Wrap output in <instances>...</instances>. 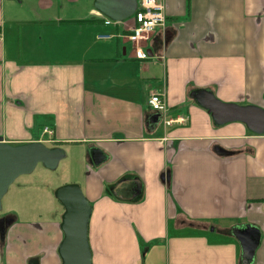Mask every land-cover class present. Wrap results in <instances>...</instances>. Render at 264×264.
<instances>
[{
  "label": "crops",
  "instance_id": "obj_1",
  "mask_svg": "<svg viewBox=\"0 0 264 264\" xmlns=\"http://www.w3.org/2000/svg\"><path fill=\"white\" fill-rule=\"evenodd\" d=\"M161 1L137 60L97 40L128 23L105 26L94 0H0V138L76 150L91 264H264V133L198 104L264 111V0ZM152 94L187 124L155 122ZM55 190L34 193L33 219L0 215V264H62Z\"/></svg>",
  "mask_w": 264,
  "mask_h": 264
},
{
  "label": "water",
  "instance_id": "obj_2",
  "mask_svg": "<svg viewBox=\"0 0 264 264\" xmlns=\"http://www.w3.org/2000/svg\"><path fill=\"white\" fill-rule=\"evenodd\" d=\"M96 11L107 18L122 22L129 19L137 8V0H94ZM198 104L211 114L215 124L239 121L254 134L264 133V111L222 104L211 94L198 98ZM158 116L154 115L157 122ZM59 148H47L40 142L9 145L0 138V210L1 202L10 185L20 176L31 174L38 164L54 170L63 159ZM56 200L64 207L61 228L64 238L59 246L62 264H91L87 242V226L91 207L77 185H66L55 191ZM8 223V221L6 222ZM237 239L246 256L255 248L254 235L245 230Z\"/></svg>",
  "mask_w": 264,
  "mask_h": 264
},
{
  "label": "built area",
  "instance_id": "obj_3",
  "mask_svg": "<svg viewBox=\"0 0 264 264\" xmlns=\"http://www.w3.org/2000/svg\"><path fill=\"white\" fill-rule=\"evenodd\" d=\"M105 26L117 27L123 23H128L125 33L121 35L114 34H99L97 40L109 41L113 38H120L121 40L132 44L135 47L134 56L137 60H148L149 54L141 48L153 36L156 29L163 28L166 22L165 6L161 0H137V8L134 14L127 22H115L110 20H103ZM148 107L154 115H157L160 122L162 121L164 129L175 126H184L188 119L185 116L177 115L169 117V109L166 106L161 95L152 94L148 100ZM43 135L50 136L52 131L48 128L43 129ZM166 141L164 137L162 139Z\"/></svg>",
  "mask_w": 264,
  "mask_h": 264
},
{
  "label": "rangeland",
  "instance_id": "obj_4",
  "mask_svg": "<svg viewBox=\"0 0 264 264\" xmlns=\"http://www.w3.org/2000/svg\"><path fill=\"white\" fill-rule=\"evenodd\" d=\"M160 126L163 127L162 121ZM77 162V152L73 150L72 154L66 152V157L59 162L54 170L46 169L38 164L31 174L18 177L2 198L0 215L12 214L18 220L33 219V195L35 192L42 189L56 188L57 190L66 185L79 186L78 184H82L79 183L81 182L79 178L83 177V170ZM69 176L79 181H73L74 179L69 181Z\"/></svg>",
  "mask_w": 264,
  "mask_h": 264
},
{
  "label": "bare ground",
  "instance_id": "obj_5",
  "mask_svg": "<svg viewBox=\"0 0 264 264\" xmlns=\"http://www.w3.org/2000/svg\"><path fill=\"white\" fill-rule=\"evenodd\" d=\"M117 29V28H116ZM116 32H117V30H116ZM118 34V33H117Z\"/></svg>",
  "mask_w": 264,
  "mask_h": 264
}]
</instances>
